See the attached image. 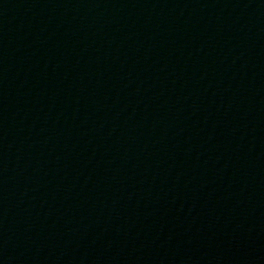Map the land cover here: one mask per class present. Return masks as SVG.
Wrapping results in <instances>:
<instances>
[{"label": "water", "instance_id": "water-1", "mask_svg": "<svg viewBox=\"0 0 264 264\" xmlns=\"http://www.w3.org/2000/svg\"><path fill=\"white\" fill-rule=\"evenodd\" d=\"M0 264H264V0H0Z\"/></svg>", "mask_w": 264, "mask_h": 264}]
</instances>
